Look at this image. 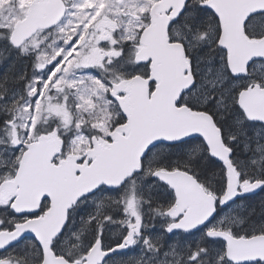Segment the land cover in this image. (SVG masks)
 <instances>
[{
    "label": "snow or ice",
    "instance_id": "6c2138e0",
    "mask_svg": "<svg viewBox=\"0 0 264 264\" xmlns=\"http://www.w3.org/2000/svg\"><path fill=\"white\" fill-rule=\"evenodd\" d=\"M0 264H264V0H0Z\"/></svg>",
    "mask_w": 264,
    "mask_h": 264
},
{
    "label": "flooded vegetation",
    "instance_id": "af4514ba",
    "mask_svg": "<svg viewBox=\"0 0 264 264\" xmlns=\"http://www.w3.org/2000/svg\"><path fill=\"white\" fill-rule=\"evenodd\" d=\"M255 199H257V200H258V199H259V197L255 198Z\"/></svg>",
    "mask_w": 264,
    "mask_h": 264
}]
</instances>
